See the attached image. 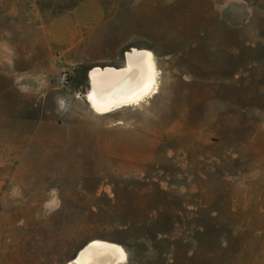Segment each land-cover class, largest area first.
Returning <instances> with one entry per match:
<instances>
[{
  "label": "rangeland",
  "instance_id": "374dc122",
  "mask_svg": "<svg viewBox=\"0 0 264 264\" xmlns=\"http://www.w3.org/2000/svg\"><path fill=\"white\" fill-rule=\"evenodd\" d=\"M57 2L0 10V264H264V0ZM132 48L159 93L94 113L88 72Z\"/></svg>",
  "mask_w": 264,
  "mask_h": 264
},
{
  "label": "bare ground",
  "instance_id": "6f19581e",
  "mask_svg": "<svg viewBox=\"0 0 264 264\" xmlns=\"http://www.w3.org/2000/svg\"><path fill=\"white\" fill-rule=\"evenodd\" d=\"M158 74L154 55L148 50L132 48L125 53L123 66L94 67L88 72L89 108L98 115H106L139 106L159 93ZM125 259L126 253L120 245L92 240L64 264H123Z\"/></svg>",
  "mask_w": 264,
  "mask_h": 264
},
{
  "label": "crops",
  "instance_id": "0c3cea01",
  "mask_svg": "<svg viewBox=\"0 0 264 264\" xmlns=\"http://www.w3.org/2000/svg\"><path fill=\"white\" fill-rule=\"evenodd\" d=\"M0 10L3 16L11 17L16 20L18 25H21L22 17L33 16L41 17L42 15H56L57 14V0H0ZM11 21V24L13 23ZM34 23L40 24V18L35 19ZM57 23L48 27L52 30ZM0 145V151L3 152L4 146ZM18 148L9 149L10 153H16ZM22 154V153H21ZM22 156H12L10 159L21 158Z\"/></svg>",
  "mask_w": 264,
  "mask_h": 264
},
{
  "label": "built area",
  "instance_id": "2783aa9c",
  "mask_svg": "<svg viewBox=\"0 0 264 264\" xmlns=\"http://www.w3.org/2000/svg\"><path fill=\"white\" fill-rule=\"evenodd\" d=\"M66 78H67L66 75H62V77H61V82H62V83H65V82H66Z\"/></svg>",
  "mask_w": 264,
  "mask_h": 264
}]
</instances>
